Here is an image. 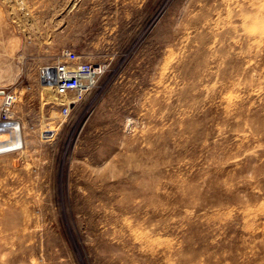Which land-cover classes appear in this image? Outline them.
<instances>
[{"label":"rangeland","instance_id":"1","mask_svg":"<svg viewBox=\"0 0 264 264\" xmlns=\"http://www.w3.org/2000/svg\"><path fill=\"white\" fill-rule=\"evenodd\" d=\"M1 92L0 264H264V0H0Z\"/></svg>","mask_w":264,"mask_h":264},{"label":"built area","instance_id":"2","mask_svg":"<svg viewBox=\"0 0 264 264\" xmlns=\"http://www.w3.org/2000/svg\"><path fill=\"white\" fill-rule=\"evenodd\" d=\"M46 67L41 72V79L45 84H53L61 106L65 114H69L71 107H76L84 100L86 95L96 88L100 78L107 71L106 66L87 62L84 57L73 51H65L60 56V62L48 69ZM1 105L2 117L0 122L5 123L10 114L15 96L13 94L2 93Z\"/></svg>","mask_w":264,"mask_h":264},{"label":"bare ground","instance_id":"3","mask_svg":"<svg viewBox=\"0 0 264 264\" xmlns=\"http://www.w3.org/2000/svg\"><path fill=\"white\" fill-rule=\"evenodd\" d=\"M9 79V78H8ZM53 85V84H52ZM54 86V85H53ZM48 88H52V86L50 85ZM53 88H55V87H53ZM1 93H3V92H1ZM5 127V126H4ZM15 132H16V129H14V134H15ZM11 134V133H10ZM13 134V135H14ZM2 136H3V134H1ZM2 136H0V137H2ZM5 136V135H4ZM8 137V136H7ZM2 138H4V137H2ZM6 138V137H5ZM13 138V137H12ZM11 140H13V139H11Z\"/></svg>","mask_w":264,"mask_h":264}]
</instances>
